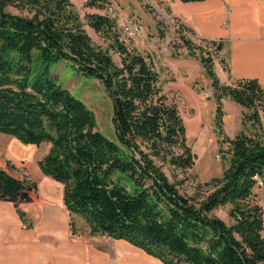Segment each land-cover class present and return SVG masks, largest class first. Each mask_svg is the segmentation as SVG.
Returning <instances> with one entry per match:
<instances>
[{
  "label": "trees",
  "instance_id": "16d2710c",
  "mask_svg": "<svg viewBox=\"0 0 264 264\" xmlns=\"http://www.w3.org/2000/svg\"><path fill=\"white\" fill-rule=\"evenodd\" d=\"M103 1L87 5L102 7ZM85 19L96 33L110 37L119 64L93 42L71 0H0V132L24 143L50 144L37 164L62 184L71 230L80 217L90 233L125 239L164 264H264V213L253 179L264 176L259 80L223 84L213 60L201 57L212 81L216 125L222 128L224 98L242 107L241 123L234 137L222 136L228 166L203 183H211L212 190L202 197L187 195L181 180H171L162 169H189L195 155L153 61L120 40L110 15L86 13ZM175 26L191 53L209 46L216 56L222 48L219 41L195 44L183 35L186 26L178 21ZM59 60L102 84L111 100L114 138L99 131L93 111L57 81L49 65ZM7 165L0 167V197L15 202L24 190L37 189L27 173L16 176ZM226 204L231 223L211 214Z\"/></svg>",
  "mask_w": 264,
  "mask_h": 264
},
{
  "label": "crops",
  "instance_id": "0c3cea01",
  "mask_svg": "<svg viewBox=\"0 0 264 264\" xmlns=\"http://www.w3.org/2000/svg\"><path fill=\"white\" fill-rule=\"evenodd\" d=\"M155 2L189 29L185 34L222 44L216 56L226 63L229 72L219 60L214 61L221 83L257 78L264 87V0ZM188 68L189 64H182L183 71ZM222 107L225 133L232 138L240 128L242 107L229 98L222 100ZM15 140L0 132V166L4 168L2 158ZM34 174L37 189L27 190L30 195H25L22 207L23 193L15 202L0 197V264H164L125 239L90 233L80 217L74 218L73 232L62 184L39 167L34 168Z\"/></svg>",
  "mask_w": 264,
  "mask_h": 264
},
{
  "label": "rangeland",
  "instance_id": "374dc122",
  "mask_svg": "<svg viewBox=\"0 0 264 264\" xmlns=\"http://www.w3.org/2000/svg\"><path fill=\"white\" fill-rule=\"evenodd\" d=\"M71 1L93 42L108 50L117 64L120 63V58L110 47V37L96 33L90 28L86 24L85 14L99 13L113 17L118 37L122 41L124 40L121 34L123 23L127 18L137 19L141 23L143 40L135 42L125 39L124 42L129 49L149 56L153 61L160 74L164 92L179 110L185 128L186 143L195 155L194 164L189 169L181 171L167 165H162V169L171 180H181L180 190L185 194L202 197L209 193L212 190L211 183L209 185H203V183L211 181L214 177H220L228 166L226 151L228 144L227 141L221 140L223 135L228 136L225 133L223 121L221 120L222 128L215 123L216 104L214 99L209 100L213 98L212 81L204 68L201 57L210 58L215 63L220 58L215 56L209 46H203L205 47L204 52H189L177 32L175 21L155 0H105L102 7H90L87 5V0ZM8 10L14 13L19 12L14 8H8ZM183 35L195 44L203 45L193 35L185 33ZM183 63L189 64L187 72L181 69ZM49 67L51 72L57 75V81L93 111L97 129L107 137L114 138L111 100L102 84L94 78L78 73L67 60L53 62ZM213 70L219 79L214 65ZM222 131L223 134H221ZM11 137L17 139L14 136ZM15 141L7 146L2 162L6 164L5 166L9 164L14 175L21 176L28 173L30 179L35 181L34 168L38 169L37 160L42 158L43 153H47L50 145L46 142L36 145L20 140ZM13 164L15 167H11ZM157 164L160 162L157 161ZM254 192L257 199L264 197L262 189L254 187ZM22 193L20 201L23 202L19 203L21 207L27 200L24 198L25 195H30L27 194V190ZM229 208L230 204H226L213 209L211 214L220 217L226 223H231L228 216Z\"/></svg>",
  "mask_w": 264,
  "mask_h": 264
},
{
  "label": "built area",
  "instance_id": "2783aa9c",
  "mask_svg": "<svg viewBox=\"0 0 264 264\" xmlns=\"http://www.w3.org/2000/svg\"><path fill=\"white\" fill-rule=\"evenodd\" d=\"M121 34L124 40L128 39L135 42H140L143 40L142 25L137 19L127 18L123 23V30ZM253 179L256 181V185L258 186V188L264 187V176L255 174L253 175ZM260 205L262 206L264 213V197L260 199Z\"/></svg>",
  "mask_w": 264,
  "mask_h": 264
}]
</instances>
